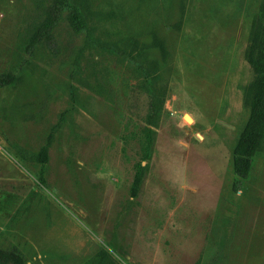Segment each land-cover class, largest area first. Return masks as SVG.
<instances>
[{
  "label": "rangeland",
  "instance_id": "1",
  "mask_svg": "<svg viewBox=\"0 0 264 264\" xmlns=\"http://www.w3.org/2000/svg\"><path fill=\"white\" fill-rule=\"evenodd\" d=\"M51 1L0 0V255L264 264V140L232 164L264 0H70L88 34L64 12L58 54L30 51Z\"/></svg>",
  "mask_w": 264,
  "mask_h": 264
},
{
  "label": "trees",
  "instance_id": "2",
  "mask_svg": "<svg viewBox=\"0 0 264 264\" xmlns=\"http://www.w3.org/2000/svg\"><path fill=\"white\" fill-rule=\"evenodd\" d=\"M64 12H66L65 18L73 32H85L88 34L84 12L78 6L71 4L70 0H52L47 5L42 3L40 17L33 24L32 34L29 41L25 43V48L31 51L41 45L50 54L57 55L60 45L54 34V28L63 19ZM258 19L261 26L260 45L256 53L249 59L255 73L254 92L245 97L247 104H249L250 112L247 122L233 148V170L240 178L248 176L252 158L259 153L264 140V1L261 5ZM20 71H17V76ZM144 77L146 87L149 93H152L153 89L146 74H144ZM14 80L15 78L10 75H2L0 76V86L9 85ZM153 114L154 105L151 102L147 117ZM145 136L143 145L147 151L150 146L149 129H147ZM140 169L142 168L140 167ZM0 264H9L4 255H0Z\"/></svg>",
  "mask_w": 264,
  "mask_h": 264
},
{
  "label": "bare ground",
  "instance_id": "3",
  "mask_svg": "<svg viewBox=\"0 0 264 264\" xmlns=\"http://www.w3.org/2000/svg\"><path fill=\"white\" fill-rule=\"evenodd\" d=\"M186 119L190 120V116L187 114V116L185 117Z\"/></svg>",
  "mask_w": 264,
  "mask_h": 264
},
{
  "label": "water",
  "instance_id": "4",
  "mask_svg": "<svg viewBox=\"0 0 264 264\" xmlns=\"http://www.w3.org/2000/svg\"><path fill=\"white\" fill-rule=\"evenodd\" d=\"M187 116V114H184V117H186ZM190 120H191V117H190Z\"/></svg>",
  "mask_w": 264,
  "mask_h": 264
}]
</instances>
